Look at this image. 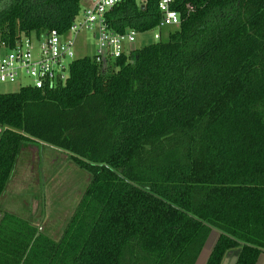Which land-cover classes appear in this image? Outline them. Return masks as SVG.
Instances as JSON below:
<instances>
[{"label": "trees", "instance_id": "1", "mask_svg": "<svg viewBox=\"0 0 264 264\" xmlns=\"http://www.w3.org/2000/svg\"><path fill=\"white\" fill-rule=\"evenodd\" d=\"M81 1L0 0V44L65 33ZM174 8L178 26L104 68L93 52L63 84L0 93V198L36 144L90 174L58 240L3 212L0 264H195L213 230L206 264L264 252V0ZM105 18L143 33L160 12L157 0H122Z\"/></svg>", "mask_w": 264, "mask_h": 264}, {"label": "built area", "instance_id": "2", "mask_svg": "<svg viewBox=\"0 0 264 264\" xmlns=\"http://www.w3.org/2000/svg\"><path fill=\"white\" fill-rule=\"evenodd\" d=\"M122 0H89L65 33L51 30L39 38L22 37L12 47L0 44V84L19 82L20 87L53 88L66 82L69 66L76 59L74 47L76 39L86 30L95 33V61L104 68L108 61L119 57L124 50H131L130 44L135 40L136 31L124 33L112 31L105 14ZM143 3L144 0H137ZM177 0H157L160 12L159 23L153 40H158L160 30L166 26H178L180 13L174 8ZM186 7L190 9L187 4ZM34 40L38 42V51L34 55ZM27 79L22 85L20 80Z\"/></svg>", "mask_w": 264, "mask_h": 264}, {"label": "rangeland", "instance_id": "3", "mask_svg": "<svg viewBox=\"0 0 264 264\" xmlns=\"http://www.w3.org/2000/svg\"><path fill=\"white\" fill-rule=\"evenodd\" d=\"M83 1H81V7L83 6ZM155 31V29H151L143 33L137 32L135 40L130 44V49H136L152 41ZM95 41V33L93 31L86 30L81 32L76 39V45L74 47L75 56L80 58L85 55H92L95 48ZM34 44L33 54L35 55L39 46L36 40H34ZM20 82L24 85L27 83V79H22ZM19 84V82L1 83L0 93L16 92L19 90ZM51 149L55 150V148L45 146L44 144L35 145V175L39 178V190L28 189L24 196H19L20 198L13 197L12 202L13 204L17 202L24 203L23 210L26 212H28L30 204L32 208H38V212L35 215L43 217L44 223L43 220L40 223H43L45 226L44 233L50 238L58 240L61 236L62 228L71 215L70 210L73 207L74 199L81 195L87 187L90 181V174L79 168L66 154L62 152L55 154L53 153L55 151ZM29 154H32V152H29ZM29 157V155H26L25 161H28ZM31 161H34L33 156L31 157ZM32 170L34 171L33 168L29 169V166L23 167V164L20 165L15 179L17 183L16 189H18L17 186L19 184L25 182L26 178L31 177ZM50 176L57 178L54 179V182H51L49 179ZM35 193H38L37 199L33 198L35 196L33 194ZM23 212L17 213L20 217H24ZM41 224L37 225L38 229H40ZM56 232L59 233H57V236L54 235Z\"/></svg>", "mask_w": 264, "mask_h": 264}, {"label": "crops", "instance_id": "4", "mask_svg": "<svg viewBox=\"0 0 264 264\" xmlns=\"http://www.w3.org/2000/svg\"><path fill=\"white\" fill-rule=\"evenodd\" d=\"M88 4H89V0H84L83 1V6L81 7V10L84 7H86ZM34 147L35 146H30L28 149L22 150L20 155L18 156L14 173H13L9 183L7 184V187H6V190H5L4 194L0 198V215L3 212H11V213H16V214H18L17 212H21L22 213L24 211L23 210L24 203L17 202L15 204H13L12 198L13 197L20 198L19 196H24L25 193H26V190H28V189H32V190H36V191L39 190V187H40V184L38 183L39 182V178H37V176L35 175V171H36V169H35V166H36L35 165L36 154L34 153ZM51 150L55 151V152H53L55 154H58V152H61V151H57L56 149L55 150L51 149ZM29 152H32V154H29ZM26 155L30 156L29 160L27 158L28 161H25L26 160L25 159ZM32 156L34 158L33 162L31 161V157ZM33 163H34V166L32 167ZM21 164H23V167H28L29 166V169L33 168L34 171L32 170L33 173L31 175V177L28 178V179L26 178L25 182H22L21 184H19L17 186L18 189H16L17 183L15 182V179L17 177V173H18V170H19ZM56 178L54 176H50L49 179H50L51 182L52 181L54 182V179H56ZM33 195H35V196H33V198L37 199L38 193H35ZM37 212H38V208H32V206L30 204V206L28 207V212L24 211L23 215H24V218L30 220L34 225L37 226V225L41 224L40 222H42V220H43V223H44L43 217H40L39 215L38 216L35 215ZM43 223L41 224L42 230L45 229L44 228L45 226H44ZM218 235H219V233L217 231H215V230L212 231V233L210 234L209 238L207 239L206 244H205L204 248L202 249L198 259L196 260L195 264H206L207 259L209 257V254L211 252V249H212L213 245L215 244ZM238 253H239V249H237V248L233 249L231 251H228L225 254L221 264H234ZM255 264H264V252L259 254Z\"/></svg>", "mask_w": 264, "mask_h": 264}, {"label": "water", "instance_id": "5", "mask_svg": "<svg viewBox=\"0 0 264 264\" xmlns=\"http://www.w3.org/2000/svg\"><path fill=\"white\" fill-rule=\"evenodd\" d=\"M236 261V260H235ZM235 264V263H234Z\"/></svg>", "mask_w": 264, "mask_h": 264}]
</instances>
